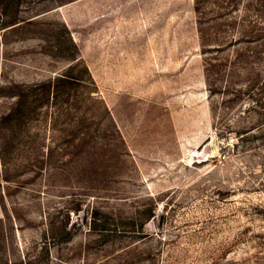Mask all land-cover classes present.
Masks as SVG:
<instances>
[{
	"label": "rangeland",
	"instance_id": "obj_1",
	"mask_svg": "<svg viewBox=\"0 0 264 264\" xmlns=\"http://www.w3.org/2000/svg\"><path fill=\"white\" fill-rule=\"evenodd\" d=\"M0 264H264V0H0Z\"/></svg>",
	"mask_w": 264,
	"mask_h": 264
},
{
	"label": "trees",
	"instance_id": "obj_2",
	"mask_svg": "<svg viewBox=\"0 0 264 264\" xmlns=\"http://www.w3.org/2000/svg\"><path fill=\"white\" fill-rule=\"evenodd\" d=\"M72 79L67 77V76H62V77H58L57 79H53V81H47L46 83L38 86V85H33L31 86V88H33L34 90H36L37 88L39 89H43L44 92L46 93H50L52 95V97L54 99L58 98L61 94L62 91H58V88H61L62 85L67 86V84H69ZM57 116H60V112L57 110V112L55 113Z\"/></svg>",
	"mask_w": 264,
	"mask_h": 264
}]
</instances>
